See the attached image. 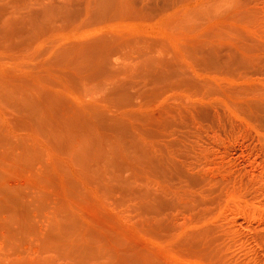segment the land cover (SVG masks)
Wrapping results in <instances>:
<instances>
[{"label": "rangeland", "instance_id": "rangeland-1", "mask_svg": "<svg viewBox=\"0 0 264 264\" xmlns=\"http://www.w3.org/2000/svg\"><path fill=\"white\" fill-rule=\"evenodd\" d=\"M0 264H264V0H0Z\"/></svg>", "mask_w": 264, "mask_h": 264}, {"label": "bare ground", "instance_id": "bare-ground-1", "mask_svg": "<svg viewBox=\"0 0 264 264\" xmlns=\"http://www.w3.org/2000/svg\"><path fill=\"white\" fill-rule=\"evenodd\" d=\"M251 172V171H250ZM253 173V172H252ZM253 175V174H252ZM58 242H61V239L58 240ZM58 244H61V243H58Z\"/></svg>", "mask_w": 264, "mask_h": 264}]
</instances>
